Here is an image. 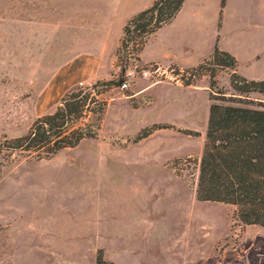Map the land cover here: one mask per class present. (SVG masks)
Listing matches in <instances>:
<instances>
[{"label": "rangeland", "instance_id": "374dc122", "mask_svg": "<svg viewBox=\"0 0 264 264\" xmlns=\"http://www.w3.org/2000/svg\"><path fill=\"white\" fill-rule=\"evenodd\" d=\"M45 1L51 8L0 0V144L79 87L101 83L106 108L95 138L48 158L0 150V264H264L263 226L195 197L210 96L234 93L233 70L214 67L211 54L190 67L143 63L132 45L119 61L124 22L152 0ZM215 45L237 55V73L264 79V0H184L141 56L195 62ZM134 65L120 89L122 67ZM151 66L165 72L138 74ZM154 124L168 127L137 139Z\"/></svg>", "mask_w": 264, "mask_h": 264}, {"label": "trees", "instance_id": "16d2710c", "mask_svg": "<svg viewBox=\"0 0 264 264\" xmlns=\"http://www.w3.org/2000/svg\"><path fill=\"white\" fill-rule=\"evenodd\" d=\"M183 2L153 0L148 7L129 18L117 47L119 61H126L130 45L132 50L140 53L148 38L175 18ZM224 2L221 0V6ZM208 61L214 67L233 70L229 84L234 93L216 89V94L210 96L205 139L197 160L195 197L199 201L233 205L234 216L239 221L264 227V102L248 95L252 92L264 94V79H249L237 73L235 56L217 46ZM202 68L203 64H199L191 70L199 76L203 74ZM125 69L123 66L122 70ZM209 75V87L213 89L216 87L215 70ZM102 86L97 83L71 91L54 112L38 117L26 134L5 139L0 150H18L42 159L64 148L75 147L85 138H95L106 108V102L100 97ZM90 116H93L92 121ZM166 127L154 124L137 139ZM180 131L199 135L196 130ZM102 262L98 257L97 264Z\"/></svg>", "mask_w": 264, "mask_h": 264}, {"label": "built area", "instance_id": "2783aa9c", "mask_svg": "<svg viewBox=\"0 0 264 264\" xmlns=\"http://www.w3.org/2000/svg\"><path fill=\"white\" fill-rule=\"evenodd\" d=\"M165 71L161 70L159 66H151L150 68H140L138 74L140 76H152V75H160L163 74ZM137 73V66L134 65L133 69L128 68L123 70L122 78L118 81L117 85L120 89H127L130 86V81L135 77ZM182 71L174 72L173 69H170L169 74L171 78L180 81L182 76Z\"/></svg>", "mask_w": 264, "mask_h": 264}, {"label": "crops", "instance_id": "0c3cea01", "mask_svg": "<svg viewBox=\"0 0 264 264\" xmlns=\"http://www.w3.org/2000/svg\"><path fill=\"white\" fill-rule=\"evenodd\" d=\"M153 1V0H152ZM152 1L150 2V4L152 3ZM149 4V5H150ZM148 5V6H149ZM148 6H146V7H148ZM145 7V8H146ZM36 8H51L48 4H47V2L45 1V0H38V3H37V6H36ZM55 8H53V10H54ZM144 9V8H143ZM140 10H142V9H140ZM139 10V11H140ZM138 12V11H137ZM136 12V13H137ZM135 13V14H136ZM134 15V14H133ZM132 15V16H133ZM131 16V17H132ZM131 17H129V18H131ZM129 18H127V20L129 19ZM126 20V21H127ZM126 21L124 22V24L126 23ZM124 24H123V26H124ZM122 29H123V27H122ZM121 35H122V32H121V34L119 35V37H118V39H117V42H118V44H119V42H120V38H121ZM216 46V45H215ZM215 46H214V48H215ZM214 48H213V50H214ZM219 49H222V50H225V49H223V48H219ZM213 50H211L210 52L208 51V53L207 54H205V55H203V56H201V58H199L197 61H195V62H192V61H189V60H187V59H180V58H177V57H172V56H166V57H164L163 59H150V60H143L142 59V56H141V52H140V55H139V57H140V61L141 62H143V63H147V62H153V63H155V64H159V63H161V62H174V63H176L179 67H190V66H193V65H195L196 63H198L200 60H202L204 57H206V56H209L210 54H211V52H213ZM226 51V50H225ZM228 52V51H227ZM235 57H236V59H237V61H238V66H237V68L239 67V65H240V60H239V58L237 57V55H234Z\"/></svg>", "mask_w": 264, "mask_h": 264}]
</instances>
